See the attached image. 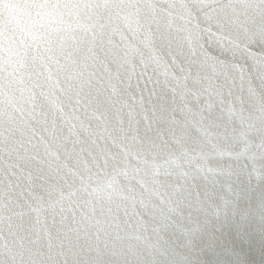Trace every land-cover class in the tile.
<instances>
[{
	"label": "snow or ice",
	"instance_id": "6c2138e0",
	"mask_svg": "<svg viewBox=\"0 0 264 264\" xmlns=\"http://www.w3.org/2000/svg\"><path fill=\"white\" fill-rule=\"evenodd\" d=\"M0 264H264V0H0Z\"/></svg>",
	"mask_w": 264,
	"mask_h": 264
},
{
	"label": "water",
	"instance_id": "95a60500",
	"mask_svg": "<svg viewBox=\"0 0 264 264\" xmlns=\"http://www.w3.org/2000/svg\"><path fill=\"white\" fill-rule=\"evenodd\" d=\"M255 259H256L257 261H259V260L261 259V257H260V253H259V250H257V254H256Z\"/></svg>",
	"mask_w": 264,
	"mask_h": 264
}]
</instances>
